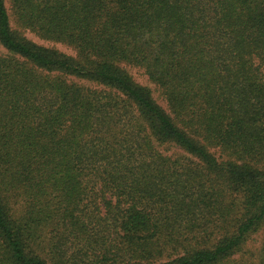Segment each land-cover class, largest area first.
<instances>
[{"label":"trees","instance_id":"1","mask_svg":"<svg viewBox=\"0 0 264 264\" xmlns=\"http://www.w3.org/2000/svg\"><path fill=\"white\" fill-rule=\"evenodd\" d=\"M0 45V264H264V0H0Z\"/></svg>","mask_w":264,"mask_h":264},{"label":"rangeland","instance_id":"2","mask_svg":"<svg viewBox=\"0 0 264 264\" xmlns=\"http://www.w3.org/2000/svg\"><path fill=\"white\" fill-rule=\"evenodd\" d=\"M29 37L31 39H33L34 41L40 43V44H46V45H52L49 43H45L42 40L38 39L37 37L33 36L32 34H28ZM58 47L70 54H75V51L71 48H66L64 46H60L58 45ZM6 51L3 49V47L0 45V54H5ZM126 70L129 72V74H131V76L134 78V80L138 83H140L141 85H144L146 87H148L152 93L154 98L161 104V105H165L163 103V101L161 100V96H160V91L158 90V88L156 87V85H154L152 82L149 81L148 77L145 75L144 71L142 69H139L137 67H132V66H125ZM83 85H85L86 87H93L94 85L92 83H88V82H81ZM257 240V238H256Z\"/></svg>","mask_w":264,"mask_h":264}]
</instances>
